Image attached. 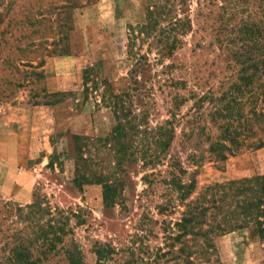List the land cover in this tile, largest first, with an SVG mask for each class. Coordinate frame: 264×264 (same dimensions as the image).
Here are the masks:
<instances>
[{"label":"trees","instance_id":"16d2710c","mask_svg":"<svg viewBox=\"0 0 264 264\" xmlns=\"http://www.w3.org/2000/svg\"><path fill=\"white\" fill-rule=\"evenodd\" d=\"M0 2L1 7L4 1ZM12 6L8 3L0 11V107L12 99L16 88L25 85L26 79L29 83L43 77L37 65L25 58L35 44L33 32L14 35L13 21L8 18ZM204 6L210 9L204 21L212 40L207 44L197 42L195 47H217L213 48L216 54L209 62L212 69L205 81L193 65H179L174 60L163 64L164 71L158 72L159 87H169L172 97L169 117L158 121L156 127L150 125V112L138 111L135 102L145 85L139 75L150 70L149 56L140 51V46L148 43V52L156 49L158 63L173 57L183 47L184 36L193 29L189 0H158L148 9L146 22L132 27L128 48L134 62L126 90H116L109 79L98 77L95 67L84 70V100L99 94L101 100L96 99V104L108 108L113 117L106 143L111 160L109 172H91L80 176L77 182L102 184L105 205L115 206L121 199V173L141 162V168L152 169L143 175L148 184L143 197L154 192V184L158 189L163 187L154 208L159 215H165L161 228L169 233L168 250L148 249L142 240L146 235H140L138 248L118 247L112 240H94L95 264H164L172 260L173 264H220L215 257L216 239L251 226L264 246V174L211 183L197 191L196 171L190 170L207 156L224 163L231 156L264 147V0H204ZM35 21L27 15L22 24L31 28ZM65 50L66 47L62 51ZM175 68L192 69L191 74L199 78L195 87H189L190 80L184 75H172ZM161 73L167 76H160ZM211 77L218 81L210 85ZM204 82L209 85L207 88L203 87ZM189 102L191 105L183 112ZM180 136L187 150L185 158L171 152ZM81 138L74 135V139ZM84 158L81 157L78 172L85 168ZM160 166L165 168L159 169ZM39 201L36 196L29 206L40 207ZM45 209L49 218L45 225H39L37 240L22 238L14 244L6 262L89 264L80 243L68 237L73 234L71 216L76 214L60 209L56 216L49 207ZM176 212L180 217L173 221L170 215ZM142 219V232L151 231L147 226L153 218L144 215ZM139 250L146 256L140 257ZM163 257H168L166 262Z\"/></svg>","mask_w":264,"mask_h":264},{"label":"rangeland","instance_id":"374dc122","mask_svg":"<svg viewBox=\"0 0 264 264\" xmlns=\"http://www.w3.org/2000/svg\"><path fill=\"white\" fill-rule=\"evenodd\" d=\"M0 1H4L0 11L8 3L13 5L8 18L13 21L11 28L15 36L33 32L35 44L25 58L43 73L38 80L28 83L26 79L25 85L16 88L12 99L0 107V264H8L6 257L22 238L37 240L39 225H45L49 218L46 207L56 216L60 209L76 214L70 215L73 234L68 237L80 243L89 264H95L94 240H112L118 247L138 248L140 235H146L142 240L148 249L168 250L169 233L161 228V221L166 217L154 208L161 199L163 187L158 189L154 184L153 193L142 195L148 188L143 175L152 169L141 168L140 162L127 173H121V199L111 207L104 203L102 184L77 182L80 176L91 172H109L111 160L106 143L113 117L108 108L96 104V99L101 100L99 94L97 98L91 94L84 100V70L95 67L98 77L109 79L116 90H126L134 62L128 48L132 27L146 22L148 9L158 4V0ZM189 8L193 29L184 36L183 47L173 57L158 63L156 49L148 52V43L140 46V51L149 56L150 70L139 75L145 85L135 102L138 111L150 112L153 127L169 117L171 89L159 87L161 82H158L163 64L174 60L179 65H193L205 81L212 69L209 62L216 54L213 48L217 47L212 50L195 47L197 42L207 44L212 40L204 21L210 9L204 6V0L201 4L199 0H189ZM27 15L36 19L31 28L22 24ZM192 72L189 68H175L172 75H184L190 80L189 87H195V80L199 78ZM209 81L212 85L218 80L211 77ZM204 85L205 82L203 87L209 86ZM54 93L58 95H50ZM191 103L183 107V112ZM74 135L82 138L74 139ZM184 144L180 136L171 152L185 158ZM81 157L87 162L78 172ZM190 170L196 171L197 191L211 183L264 174V147L231 156L224 163L207 156ZM36 196L40 207L31 208L29 205ZM144 215L153 218L147 222L151 231L140 229ZM170 217L174 221L180 214L172 213ZM216 246L215 257L220 264H264V246L254 226L218 237ZM139 254L146 256L141 250ZM173 263L172 260L164 264Z\"/></svg>","mask_w":264,"mask_h":264}]
</instances>
